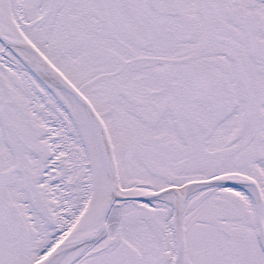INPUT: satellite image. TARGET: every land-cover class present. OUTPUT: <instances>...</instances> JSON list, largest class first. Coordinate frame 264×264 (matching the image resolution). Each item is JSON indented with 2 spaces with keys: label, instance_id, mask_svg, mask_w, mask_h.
Here are the masks:
<instances>
[{
  "label": "snow or ice",
  "instance_id": "obj_1",
  "mask_svg": "<svg viewBox=\"0 0 264 264\" xmlns=\"http://www.w3.org/2000/svg\"><path fill=\"white\" fill-rule=\"evenodd\" d=\"M0 264H264V0H0Z\"/></svg>",
  "mask_w": 264,
  "mask_h": 264
}]
</instances>
